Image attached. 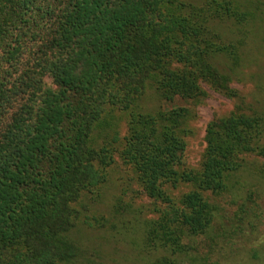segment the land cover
<instances>
[{
    "label": "trees",
    "instance_id": "obj_1",
    "mask_svg": "<svg viewBox=\"0 0 264 264\" xmlns=\"http://www.w3.org/2000/svg\"><path fill=\"white\" fill-rule=\"evenodd\" d=\"M253 18L237 0H0V264H89L71 232L102 224L80 201L99 199L115 157L154 213L139 228L144 264L229 263L230 237L262 214L247 190L226 230L216 198L247 156L264 158V114L213 117L196 167L185 137L205 88L238 98L243 39L213 21L244 36ZM147 88L186 105L142 109Z\"/></svg>",
    "mask_w": 264,
    "mask_h": 264
},
{
    "label": "rangeland",
    "instance_id": "obj_2",
    "mask_svg": "<svg viewBox=\"0 0 264 264\" xmlns=\"http://www.w3.org/2000/svg\"><path fill=\"white\" fill-rule=\"evenodd\" d=\"M183 1L198 4L202 0ZM237 1L254 16L249 24L243 26L246 31L244 36L232 30L228 22L213 23L223 36L243 39L240 63L229 82L238 98H229L205 88L206 97L194 107V115L188 120L190 132L185 137L184 158L185 164L190 167H196L199 162L204 148V129L213 117L224 116L235 110L236 106L242 110L253 107L264 114V0ZM140 104L142 109L186 105L177 98L172 101L160 100L152 88L145 90ZM118 113L113 115V131L121 137L125 133V124L120 118L116 119ZM233 182V188L228 193L216 198V204L222 210L220 213L224 215L226 230L238 225L233 217L234 212L247 190L251 191L262 218L253 227H245L241 237L239 233L230 237L236 248L229 263L225 264H259L252 258L253 254L264 264V158L247 156L234 175ZM100 192L96 202H89L87 197H83L80 202L82 215L99 217L103 225L93 224L89 227L80 220L71 232L83 257L89 264H144L145 256L138 245L139 228L142 221L153 217L154 213L148 205L149 200L139 192L129 169L117 157L107 169V180ZM208 261L209 264L215 263L213 256Z\"/></svg>",
    "mask_w": 264,
    "mask_h": 264
}]
</instances>
